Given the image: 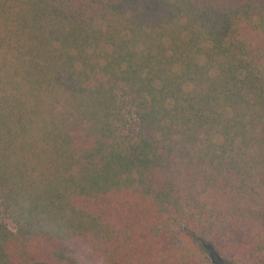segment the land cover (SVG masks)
<instances>
[{
	"label": "trees",
	"instance_id": "1",
	"mask_svg": "<svg viewBox=\"0 0 264 264\" xmlns=\"http://www.w3.org/2000/svg\"><path fill=\"white\" fill-rule=\"evenodd\" d=\"M264 264V0H0V264Z\"/></svg>",
	"mask_w": 264,
	"mask_h": 264
},
{
	"label": "rangeland",
	"instance_id": "2",
	"mask_svg": "<svg viewBox=\"0 0 264 264\" xmlns=\"http://www.w3.org/2000/svg\"><path fill=\"white\" fill-rule=\"evenodd\" d=\"M215 263H216V264H226V263H224V262H220V261H218V260H216V259H215Z\"/></svg>",
	"mask_w": 264,
	"mask_h": 264
}]
</instances>
